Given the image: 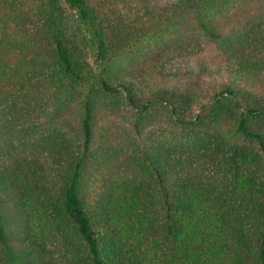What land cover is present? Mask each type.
Segmentation results:
<instances>
[{
    "label": "trees",
    "instance_id": "16d2710c",
    "mask_svg": "<svg viewBox=\"0 0 264 264\" xmlns=\"http://www.w3.org/2000/svg\"><path fill=\"white\" fill-rule=\"evenodd\" d=\"M209 52L229 81L173 70ZM71 99L49 185L0 172V264H264V0H0V116Z\"/></svg>",
    "mask_w": 264,
    "mask_h": 264
},
{
    "label": "rangeland",
    "instance_id": "374dc122",
    "mask_svg": "<svg viewBox=\"0 0 264 264\" xmlns=\"http://www.w3.org/2000/svg\"><path fill=\"white\" fill-rule=\"evenodd\" d=\"M164 4L173 0H157ZM62 7L66 14L72 18V11L68 10L64 2L61 1ZM75 44L80 47L74 49L75 58L88 72L96 70V53L84 47L80 42V37L75 39ZM212 59L215 60L212 62ZM207 63L213 67L212 73L203 71L201 65ZM222 60L216 58L214 52L201 54L194 58L188 59L186 62L177 64L173 69H179L182 72L194 71L201 73L204 80L202 86L213 81L222 82L229 81L228 73L222 68L224 67ZM68 104L61 111H56L53 105H45L37 107L26 102H19L14 110H9L6 114L0 116V172L4 173L10 169L9 164H18L17 176L24 177V173L29 175L32 181L31 187L37 192L43 191L49 184L46 183L45 177L51 171V148L58 149L62 145L75 140V127L77 123L73 121L76 115L75 100L67 101ZM118 114L105 116L104 121L100 122V126L106 121H114L119 125L118 132L127 140L126 144L132 147L143 146L146 141L147 134L153 129V126H146L138 133L129 124L128 118L130 114L125 110L116 109ZM2 116H4L2 118ZM53 145V146H51ZM60 152L58 153L59 156ZM128 157L130 156L127 155ZM14 162V163H13ZM121 174L127 173L128 177L132 172H137L132 167L131 162L120 160Z\"/></svg>",
    "mask_w": 264,
    "mask_h": 264
}]
</instances>
